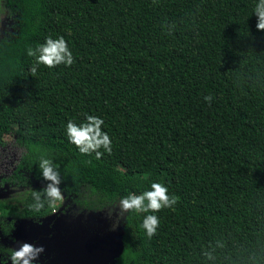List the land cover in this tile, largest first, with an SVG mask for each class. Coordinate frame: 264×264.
<instances>
[{
  "label": "trees",
  "instance_id": "16d2710c",
  "mask_svg": "<svg viewBox=\"0 0 264 264\" xmlns=\"http://www.w3.org/2000/svg\"><path fill=\"white\" fill-rule=\"evenodd\" d=\"M259 2L5 0L15 29L0 37V146L11 133L22 152L0 191L21 195L22 218L51 213L30 207L49 183L44 158L60 165L59 187L77 208L108 207L154 182L179 197L171 209L125 211L116 264H264ZM61 36L71 66L27 55ZM87 115L104 120L112 141L99 160L67 138V122ZM146 215L160 221L151 238ZM16 219L0 213V264L17 250Z\"/></svg>",
  "mask_w": 264,
  "mask_h": 264
},
{
  "label": "rangeland",
  "instance_id": "374dc122",
  "mask_svg": "<svg viewBox=\"0 0 264 264\" xmlns=\"http://www.w3.org/2000/svg\"><path fill=\"white\" fill-rule=\"evenodd\" d=\"M15 20L0 0V37L12 35ZM0 176L9 174L22 148L11 133L2 135ZM0 191V213L14 216L17 250L24 243L43 247L32 264H116L125 211L120 201L100 209L77 208L68 199L52 205L51 213L34 222L22 218L21 195ZM19 195V194H18Z\"/></svg>",
  "mask_w": 264,
  "mask_h": 264
},
{
  "label": "clouds",
  "instance_id": "9594fccd",
  "mask_svg": "<svg viewBox=\"0 0 264 264\" xmlns=\"http://www.w3.org/2000/svg\"><path fill=\"white\" fill-rule=\"evenodd\" d=\"M254 14L258 17L256 28L264 31V0H260L254 8ZM27 55L35 58V63L44 65L48 68H55L59 65L71 66L75 59L68 43L63 36L53 39L48 37L46 41L39 44L35 49L29 47ZM32 76L36 74V68L30 69ZM211 95L206 96L205 100H211ZM104 120L98 116L87 115L85 122L77 125L74 121L69 120L66 125V134L70 143L74 144L79 152L84 155L95 153L97 160L101 159L103 152L111 154L112 141L106 131L101 130ZM59 164L53 165L49 159H39V170L42 172L43 179L49 183L43 188V191H34L32 193L33 203L30 207L39 212L45 205L52 206L58 201L64 200L61 188ZM151 190L144 191L140 195L130 193L120 200V206L123 211L135 213L159 212L163 209L173 208L179 201V197L169 194V189L159 183L154 182L150 186ZM159 218L156 215H146L142 222L148 238L153 237L159 227ZM44 248L34 247L32 244L24 243L18 250H12L9 256L12 264H32L38 254L43 252ZM211 258V257H209Z\"/></svg>",
  "mask_w": 264,
  "mask_h": 264
}]
</instances>
